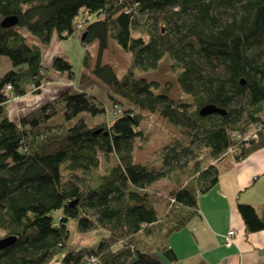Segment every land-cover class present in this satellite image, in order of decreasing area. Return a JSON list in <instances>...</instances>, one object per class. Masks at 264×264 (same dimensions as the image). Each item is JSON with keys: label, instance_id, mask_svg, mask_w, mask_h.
<instances>
[{"label": "trees", "instance_id": "16d2710c", "mask_svg": "<svg viewBox=\"0 0 264 264\" xmlns=\"http://www.w3.org/2000/svg\"><path fill=\"white\" fill-rule=\"evenodd\" d=\"M9 16L17 24L2 27ZM55 35L98 44L92 76L82 74L80 84L94 78L116 106L129 104L109 126L94 121L106 113L103 102L82 91L64 92L17 122L8 118V102L39 93L48 81L43 54ZM111 40L131 56L121 76L103 63ZM0 57L12 66L0 77V240L16 238L0 251V264H51L61 254L59 264H87L91 256L98 264L177 261L169 237L199 215L198 198L217 185L219 170L176 165L188 147L171 149L161 171L135 162L144 111L196 130L214 160L236 147L241 161L264 146V0H0ZM89 59L86 51L85 66ZM165 60L192 103L160 93V83L147 78ZM51 70L74 79L64 57ZM206 105L225 114L201 117ZM251 125L257 141H231L232 132ZM100 155L117 164L102 172ZM166 177L179 184L159 217L147 189ZM245 213L250 229L264 228V208L258 221ZM71 219L81 233L106 232L97 248L68 249Z\"/></svg>", "mask_w": 264, "mask_h": 264}, {"label": "crops", "instance_id": "0c3cea01", "mask_svg": "<svg viewBox=\"0 0 264 264\" xmlns=\"http://www.w3.org/2000/svg\"><path fill=\"white\" fill-rule=\"evenodd\" d=\"M58 40L55 35L44 50L43 66L48 70V81L39 93H29L7 103L11 121H19L64 92L82 91L98 97L95 91L105 89L94 78L84 85L75 84L67 74L51 70L52 60L57 56L70 61ZM1 60L4 75L12 66L7 59ZM228 156L232 159L226 167L215 163L219 170L218 183L199 196V215L169 237L177 261L162 260L163 264H264V228L257 225L250 229L245 213L251 212L258 221L264 208V146L241 161L227 155L220 162ZM232 230L236 234L227 246L226 238Z\"/></svg>", "mask_w": 264, "mask_h": 264}, {"label": "rangeland", "instance_id": "374dc122", "mask_svg": "<svg viewBox=\"0 0 264 264\" xmlns=\"http://www.w3.org/2000/svg\"><path fill=\"white\" fill-rule=\"evenodd\" d=\"M134 35H140L137 28L134 30ZM58 41H60L63 45V52L67 55L73 65V81L75 84L80 83L82 74L92 76V70L97 62L98 44L93 43L91 45L84 46L78 36L71 37L66 40L59 39ZM86 51H88L90 55L88 66H85L84 64ZM1 59L8 60V58L0 57V77L3 76L1 69L2 67L4 68V64H2L3 60ZM130 61V54L123 51L115 42L111 40L108 50L104 52L103 63L110 64L114 68L115 73L118 76H121L128 70ZM170 63V61H163L156 71L147 74V78L149 80H157L160 83V93L166 94L170 98L180 102L185 101L192 103L190 96L183 92L181 85L178 82L177 72L170 67ZM9 64L11 65L10 62ZM98 84L102 86L99 82ZM99 90L100 89H98V92L95 91V93H97L99 100L103 102L106 113L103 117H99L94 121L96 123L105 121L109 126L115 117L114 110L118 104H114V102L109 99L106 88L103 90L104 92ZM14 100L16 99L11 100L10 102ZM118 101L119 107L122 106L124 109L129 107V104L126 101ZM142 114L143 119L141 124L136 128L137 130L142 131V137L138 138L135 142V162L145 164L151 170L161 171L165 169L163 161L164 156L166 154H172L171 149H175L176 152H181L185 147H188L191 152L186 155H181L176 165H184L188 167V169L193 168L195 165H198L200 169H205L209 165L218 162V167H226L228 161L232 159L230 156L221 162L220 160L212 159L210 150L204 146V142L201 140L202 135L199 136V139L195 140L197 133L196 130L173 126L159 113L144 111ZM253 130H255L254 126H249L247 131L248 134H250ZM228 155L234 156L232 152H228ZM116 164L117 159L115 156L106 159L104 155H100V170L102 172H105L108 167L115 166ZM187 178V174L182 175L180 182L181 180L182 182H185ZM178 184L179 183L176 177H166L148 187L147 192L149 193V202L155 207L159 217L163 216L169 210V207L171 206L170 193L176 190ZM60 215V210L55 211L52 214L55 221H59ZM67 226L70 233L68 249H79L81 247L95 249L98 247L101 238L106 235V232L103 230H98L88 234L79 232L78 223L75 219L69 220ZM61 258L62 254L58 255L51 264H59Z\"/></svg>", "mask_w": 264, "mask_h": 264}, {"label": "built area", "instance_id": "2783aa9c", "mask_svg": "<svg viewBox=\"0 0 264 264\" xmlns=\"http://www.w3.org/2000/svg\"><path fill=\"white\" fill-rule=\"evenodd\" d=\"M11 91H12V86L7 85L5 92L9 94ZM13 99H16V98H13ZM114 112H115L114 115H116V114H120L122 111L118 106H116ZM257 133H258L257 130H253L250 134H248V132L241 134L238 131H234L231 133V141H237L238 143L243 144L245 147H247L250 145L251 141H257V139H258ZM237 150L238 149L236 147H231L229 149V152L236 154ZM235 234H236V231H234V230H232L229 233L228 237L226 238V245L227 246H230L232 244ZM86 260H87V264H98V259L95 256H91Z\"/></svg>", "mask_w": 264, "mask_h": 264}, {"label": "water", "instance_id": "95a60500", "mask_svg": "<svg viewBox=\"0 0 264 264\" xmlns=\"http://www.w3.org/2000/svg\"><path fill=\"white\" fill-rule=\"evenodd\" d=\"M17 24V18L13 16L6 17L2 20L1 26L4 28H11L14 27ZM85 37V34L82 37V41ZM213 114H225V111L217 108L214 105H206L202 107L199 111V115L201 117H207ZM16 241L15 237H6L0 240V251L6 249L10 245H12Z\"/></svg>", "mask_w": 264, "mask_h": 264}]
</instances>
